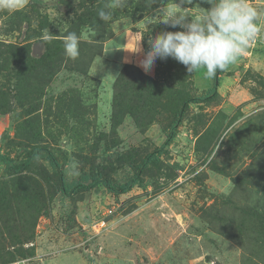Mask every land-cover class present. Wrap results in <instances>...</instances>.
I'll list each match as a JSON object with an SVG mask.
<instances>
[{
    "label": "rangeland",
    "instance_id": "rangeland-1",
    "mask_svg": "<svg viewBox=\"0 0 264 264\" xmlns=\"http://www.w3.org/2000/svg\"><path fill=\"white\" fill-rule=\"evenodd\" d=\"M173 2L128 0L109 22L97 13L111 0H26L14 13L0 11V151L20 163L45 146L69 183L131 178L165 141L182 101L213 85L206 70L188 73L171 58L149 75L138 60H109L126 39L108 42L116 31L135 32L144 51L151 37L181 31L156 20ZM245 2L260 13L257 38L221 71L217 96L190 105L130 191L97 186L65 198L44 157L18 175L0 163L5 264H264V0ZM182 7L194 19L210 4ZM69 32L80 36L79 57L48 58ZM16 46L33 61L25 77Z\"/></svg>",
    "mask_w": 264,
    "mask_h": 264
},
{
    "label": "clouds",
    "instance_id": "clouds-1",
    "mask_svg": "<svg viewBox=\"0 0 264 264\" xmlns=\"http://www.w3.org/2000/svg\"><path fill=\"white\" fill-rule=\"evenodd\" d=\"M210 4L194 19L183 12L182 5L192 0L173 2V7L156 17L157 23L181 31H164L148 39L144 51L139 43L133 53H142L137 66L146 74L157 60L171 58L184 65L188 73L204 69L205 77L213 79L219 71H227L245 53L261 31L260 13L245 0H206ZM128 0H111L97 15L104 22L111 21L114 9H124ZM26 0H0V11L14 13L25 7ZM190 18V19H189ZM80 36L69 32L63 41L65 55L79 57Z\"/></svg>",
    "mask_w": 264,
    "mask_h": 264
},
{
    "label": "trees",
    "instance_id": "trees-1",
    "mask_svg": "<svg viewBox=\"0 0 264 264\" xmlns=\"http://www.w3.org/2000/svg\"><path fill=\"white\" fill-rule=\"evenodd\" d=\"M18 14L21 15V13H18ZM2 46L3 48L6 47L5 44H3ZM15 48H17V50L19 51V55H21V59H22V62L20 63L18 67V72L20 73L22 77H25L29 72L27 68L33 70L32 65H31L33 61L32 59H30V57H28V47L16 46ZM102 51L103 49L100 50V54L102 53ZM61 53H65L63 42L57 41L56 45L52 47V50H49V53L46 55L48 56V58H50L52 55L58 56ZM7 62L9 63V60ZM128 68L133 69V67L129 65L126 66L124 69H128ZM220 75H221V71H219L217 75L215 76V78H213V85L205 95L187 97L182 101V103L180 104L179 110L177 111L175 115V119L168 129L166 139L163 142V144L160 147L156 148L151 153L147 154L143 158V160L140 162V164L137 166L136 171L132 175V177L129 178L124 183L115 184L102 177L93 178L89 184H83L80 182L69 183L64 178L63 169L61 167V164L59 163L55 155L45 146H38V147L32 148L30 152H28L26 158L20 163L13 161L12 159L7 157L0 151V163L3 164L11 173L18 175V174L25 172L30 167L32 162H34L35 160L41 157H44L47 160L50 167L54 170L56 177H57L59 191L62 194V196L65 198H70L74 194L80 191H88L97 186L104 187L109 193L113 195L124 194L130 191L134 186L140 183L141 176L149 164H153L158 161L159 157L164 152L165 148L169 145V143L175 137L177 128L180 125L183 119V116L186 110L190 107V105L192 104L198 105L201 103H205V102L212 100L214 97L217 96V88L219 85ZM5 263H7V260H4L3 258L0 257V264H5Z\"/></svg>",
    "mask_w": 264,
    "mask_h": 264
},
{
    "label": "crops",
    "instance_id": "crops-1",
    "mask_svg": "<svg viewBox=\"0 0 264 264\" xmlns=\"http://www.w3.org/2000/svg\"><path fill=\"white\" fill-rule=\"evenodd\" d=\"M113 27L116 30V28H119L120 26H117V22H114ZM119 33L126 34V39L124 38V41L119 42V44H117V46L115 47L116 51L114 53L117 52V55L115 54L117 56V59H114L113 56H111L109 57L111 58L109 60H112V61H115L121 64L125 63V64L133 65V62L142 58V53L130 52L136 49V46L139 43L138 36L136 35L135 32L130 31L129 29H122L120 31H116L115 35L110 40H108V42L113 40L116 37V35H118ZM127 34H128V38L130 37V41H128ZM108 42H106L102 48L103 49L102 55L104 57L109 53L108 52L109 49L107 48Z\"/></svg>",
    "mask_w": 264,
    "mask_h": 264
},
{
    "label": "built area",
    "instance_id": "built-area-1",
    "mask_svg": "<svg viewBox=\"0 0 264 264\" xmlns=\"http://www.w3.org/2000/svg\"><path fill=\"white\" fill-rule=\"evenodd\" d=\"M111 212H112L111 210L108 211L109 214ZM103 225H104V222L102 220H99V221L95 222V225H94L93 229L95 231H98V230L101 229V227H103ZM14 264H26V263L25 262H17V263H14Z\"/></svg>",
    "mask_w": 264,
    "mask_h": 264
}]
</instances>
